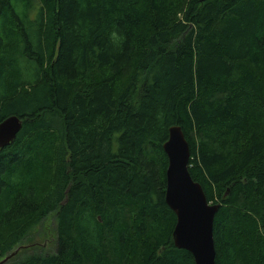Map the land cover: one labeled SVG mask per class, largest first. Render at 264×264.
<instances>
[{"label": "trees", "instance_id": "trees-1", "mask_svg": "<svg viewBox=\"0 0 264 264\" xmlns=\"http://www.w3.org/2000/svg\"><path fill=\"white\" fill-rule=\"evenodd\" d=\"M11 114L3 264H195L164 199L174 124L220 206L215 263L264 264V0H0ZM46 220L50 249L28 241Z\"/></svg>", "mask_w": 264, "mask_h": 264}, {"label": "water", "instance_id": "water-1", "mask_svg": "<svg viewBox=\"0 0 264 264\" xmlns=\"http://www.w3.org/2000/svg\"><path fill=\"white\" fill-rule=\"evenodd\" d=\"M22 127V119L11 114L0 121V148H6ZM162 148L167 156L165 203L175 214L172 239L175 247L191 253L195 264H216L213 221L220 207L208 201L200 182L188 169L190 147L177 124L168 129ZM17 250L0 260L5 263Z\"/></svg>", "mask_w": 264, "mask_h": 264}, {"label": "rangeland", "instance_id": "rangeland-1", "mask_svg": "<svg viewBox=\"0 0 264 264\" xmlns=\"http://www.w3.org/2000/svg\"><path fill=\"white\" fill-rule=\"evenodd\" d=\"M27 64V61L25 59H21L20 65L24 66ZM50 220H46L44 224L42 225L43 227H39L38 229L42 230H47L46 235L43 231H41L39 234H34V236H31V238L28 241H35L38 245L43 246L45 249H50L53 246V231H52V226H51ZM44 228V229H43ZM37 228H34L32 234L36 232ZM28 242H24L23 244L26 245Z\"/></svg>", "mask_w": 264, "mask_h": 264}, {"label": "clouds", "instance_id": "clouds-1", "mask_svg": "<svg viewBox=\"0 0 264 264\" xmlns=\"http://www.w3.org/2000/svg\"><path fill=\"white\" fill-rule=\"evenodd\" d=\"M112 36H113V37H115V36H116V33H115V32H113V33H112Z\"/></svg>", "mask_w": 264, "mask_h": 264}, {"label": "bare ground", "instance_id": "bare-ground-1", "mask_svg": "<svg viewBox=\"0 0 264 264\" xmlns=\"http://www.w3.org/2000/svg\"><path fill=\"white\" fill-rule=\"evenodd\" d=\"M173 230V229H172Z\"/></svg>", "mask_w": 264, "mask_h": 264}]
</instances>
